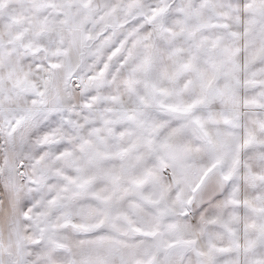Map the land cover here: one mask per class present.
Segmentation results:
<instances>
[{"label":"snow or ice","instance_id":"1","mask_svg":"<svg viewBox=\"0 0 264 264\" xmlns=\"http://www.w3.org/2000/svg\"><path fill=\"white\" fill-rule=\"evenodd\" d=\"M0 264H264V0H0Z\"/></svg>","mask_w":264,"mask_h":264}]
</instances>
